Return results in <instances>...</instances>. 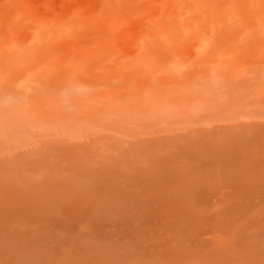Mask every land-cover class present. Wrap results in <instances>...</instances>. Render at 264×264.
I'll list each match as a JSON object with an SVG mask.
<instances>
[{
	"label": "rangeland",
	"instance_id": "rangeland-1",
	"mask_svg": "<svg viewBox=\"0 0 264 264\" xmlns=\"http://www.w3.org/2000/svg\"><path fill=\"white\" fill-rule=\"evenodd\" d=\"M13 211L0 264H264V0H0Z\"/></svg>",
	"mask_w": 264,
	"mask_h": 264
},
{
	"label": "bare ground",
	"instance_id": "bare-ground-1",
	"mask_svg": "<svg viewBox=\"0 0 264 264\" xmlns=\"http://www.w3.org/2000/svg\"><path fill=\"white\" fill-rule=\"evenodd\" d=\"M16 214H18L17 211H13V213H10V214H6L4 215L2 218L4 219L3 221H1V215L0 214V228H9L10 225L12 224V221L14 219V217H16ZM26 219V218H25ZM24 219V220H25Z\"/></svg>",
	"mask_w": 264,
	"mask_h": 264
}]
</instances>
